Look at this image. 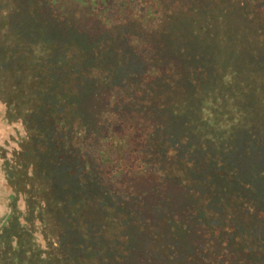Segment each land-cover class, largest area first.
<instances>
[{
  "label": "trees",
  "instance_id": "16d2710c",
  "mask_svg": "<svg viewBox=\"0 0 264 264\" xmlns=\"http://www.w3.org/2000/svg\"><path fill=\"white\" fill-rule=\"evenodd\" d=\"M67 1L27 0L41 28L29 51L12 18L1 27L0 75L18 61L29 88L0 105L42 137L36 173H53L39 189L28 168L8 185L37 209L15 232L27 256L16 249L24 257L10 252V264H264V140L249 112L248 127L237 118L228 138L219 125L233 117V97L245 107L256 94L240 77L263 64L246 55L256 24L264 28V0ZM53 53L59 77L46 64ZM27 139L17 155L33 150ZM200 153L208 167L192 170ZM196 189L211 199L196 203Z\"/></svg>",
  "mask_w": 264,
  "mask_h": 264
},
{
  "label": "rangeland",
  "instance_id": "374dc122",
  "mask_svg": "<svg viewBox=\"0 0 264 264\" xmlns=\"http://www.w3.org/2000/svg\"><path fill=\"white\" fill-rule=\"evenodd\" d=\"M48 1L49 0H47V3ZM249 2L251 1L249 0ZM69 3L70 1L67 0H63V2H61V4H63L64 9H68ZM26 4H27V0H0V36L2 34L1 27H4V24L8 21V19L12 18L13 24L11 25V27L15 28V30L13 31L14 34L15 35L17 34L16 30L18 28H22L24 30L25 37L17 38L18 42H25V47H27V51H29L32 49L33 46H37L36 43L33 42L36 40V38L41 37V31H40L41 28L39 27L38 24H36V23H40L39 21L35 23L34 19L29 20L31 15L29 13L30 10L29 12H27ZM41 7L43 10L45 9L46 6L42 3ZM246 8H248L247 10H249V12L255 9L254 4L248 5V3ZM20 9L24 10L27 13L24 12L23 16H19V14L21 13L19 11ZM256 27L262 31L260 33L261 35L260 34L255 35V37L253 38L250 44L251 48L248 51V55L246 56H249L250 62L251 61L258 62V60H256V58H258L259 60L262 61L263 64L262 65L258 64L257 66L254 67V66H248L249 64L247 65V63H245L248 68L247 70H244V72L240 77L242 82H244L243 86L244 87L247 86V88H251V90H255L256 94L254 96H250L249 101L247 105H245V107L238 106L236 97H233L230 100V102H236V108L234 109L235 112L232 111L233 117L225 120L222 119L223 122L219 124L220 126H225L223 128V135H225L226 138H228L229 135L231 136L232 126L235 125V121L237 118H240L239 124H243L244 126L246 125L248 127L249 125L248 122L250 117L249 115H251V119L254 121L255 124L254 126L256 128V133H259V135L257 134V137L260 136V138L264 140V133L260 132L261 130L264 131V103H262V101L264 100V45L263 46L259 45V42L262 41L261 39L264 38V28L263 26H261V24H256ZM8 31L13 35L10 29H8ZM10 33H4L6 41L7 38L11 36ZM12 42H15V40L8 41L7 42L8 46H10ZM234 42L235 41H229L228 43H226L224 41L222 42L221 46H223L224 48H228V45L233 44ZM241 51L242 49H237L236 53L239 55ZM57 60H58V53H53L46 61V64L51 63L54 65V67L57 68L58 72L60 71V73L55 74V77L57 76L59 77L61 75V71H62L61 69L63 67V65L58 63ZM17 62L18 61H16L13 68H7L6 66V68L3 67V69L1 70L2 75H0V82L2 85H0V89L2 91L0 92V102L2 103L5 99L9 98L12 92H18L20 94L23 91L25 92L24 95L27 94V90L29 88L27 86V78H26L27 70L22 69L21 66H18ZM221 66L225 67L226 65L222 64ZM258 66L261 67L257 69ZM223 69L226 70V68H221L219 70V74L226 72ZM193 75L195 76V74ZM258 86L262 87V89ZM181 90H187V89L182 88ZM170 92L171 90L166 92L167 95L166 99L162 97V100L166 102L168 105L172 102L169 101ZM248 92L251 95L254 94L251 93L250 91ZM32 96L34 95L32 94ZM23 99H27V96L22 97V100ZM18 102L19 100H16V103ZM21 106L22 105H20V107ZM23 106L27 108V102H23ZM167 108L168 107H166L165 109L166 111H168V114L170 115L176 114V110H177L176 107L174 109L173 107H171V109L169 110H167ZM170 110L171 112H169ZM203 110L201 111V115L203 114ZM7 119H11V121L15 120V122L11 124L12 125L11 127L4 123L5 120ZM217 128L218 126L215 129ZM25 137L28 138L26 142L27 144L25 146H27V148H32L33 150L28 153L26 152L24 156L17 155L16 154L17 146H19L22 139H24ZM29 139H31V141H29ZM44 147L45 146H43V140L42 137H40V135L35 134L34 137L28 133L27 123H25V120L21 118L20 110L15 112V114H13L12 111L5 112L2 109V106L0 105V235H2V238L0 236V264L2 261L7 264H10V259H9L10 252L13 254V255L11 254L12 257H16V256L24 257V255L20 254L19 252L17 254L14 253L16 249H22L24 251L23 253L25 254V256H27L26 241H24L23 243L20 239H18L15 236V232L16 230L21 229L22 225H25L27 227V223H25V221L27 220V209L29 208L31 212L34 211L37 212V209H35L36 205L34 204L35 203L34 201L33 202L31 201V199L29 200L23 197V195L19 191L17 190L12 191L8 185L16 179V176L18 175L19 171H20L19 173L20 175L22 174L23 170L27 171V168L29 169L31 174H35V176L32 177L35 180L34 181L31 180V182L34 183L35 185L34 187L36 189L40 188V182L45 183L52 178L53 173L51 171L41 172V174L36 173L37 168L41 167L40 166L41 158L39 160L37 154H41L45 150ZM260 154L264 155V151L261 152ZM186 155L187 157L184 160L187 162V164H189L191 160L190 156L192 155V153H187ZM204 156H205L204 154L200 153L197 156L199 157L198 160L196 159V157H194V161L198 162V165L194 167V169L192 170H197L196 168L203 169V166L208 167L206 164L203 163L204 162L203 160L206 159V157ZM176 158L177 157H173V159L175 160ZM44 169H48V168L44 167ZM173 170H175V168ZM199 171H200L198 172L199 174L202 173V170L199 169ZM241 176L243 177V179L251 180L249 175H241ZM27 181L29 182L30 179H27ZM194 184L197 186V188H199L200 186H204V181L202 178H199L198 176L195 179ZM47 188L48 186H45V189ZM195 196L196 197L194 200L196 201V203L199 202L198 204L207 203L211 199L209 195L204 194L200 189H196ZM45 204L46 202L42 203L41 205L45 206ZM231 210L233 214L236 212L238 215L241 211L240 207L235 204H232ZM240 214H245V213L241 211ZM46 215L48 216V218L52 219L50 215L48 214ZM32 218L34 219L33 216ZM242 219L244 218L242 217ZM36 233L32 228L31 234L34 235ZM41 246L42 244L36 246V248H34L35 250L32 251L33 254L39 252ZM37 259L39 258L32 257L30 259L31 264H44L43 260L37 262Z\"/></svg>",
  "mask_w": 264,
  "mask_h": 264
}]
</instances>
